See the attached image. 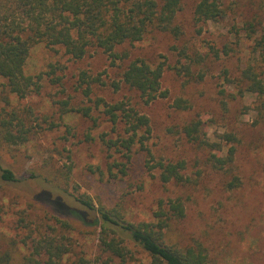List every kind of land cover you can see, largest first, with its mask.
<instances>
[{
  "label": "rangeland",
  "instance_id": "374dc122",
  "mask_svg": "<svg viewBox=\"0 0 264 264\" xmlns=\"http://www.w3.org/2000/svg\"><path fill=\"white\" fill-rule=\"evenodd\" d=\"M195 4V0H180L175 24L183 35L178 40L158 31L148 33L140 42L117 47L116 52L128 58L114 66L100 50L90 49L82 59L73 60L60 47L35 44L24 73L42 75L39 91L18 98L0 87V108L17 112L30 129L25 143L0 144V172L8 169L17 180L6 183L0 179V251L14 244L16 256L11 264H22L28 249L23 241L31 229L52 224L48 214L68 221L74 229L66 233L71 242L61 264H80L81 260L149 264L148 254L132 242L123 244V259L103 254L95 228L84 223L85 219L92 223L98 214L85 210L76 200L79 195L90 198L96 209L113 210L132 223L153 222L159 201L180 198L185 216L169 223V243L179 248L203 245L210 264H264V97L240 96L223 74L226 70L229 79H237L251 57L253 41L246 39L243 28L248 22L259 30L264 28V0H222L226 17L206 24L195 23ZM236 30L239 34L234 38ZM173 46L186 47L189 55L205 58L202 65L192 66V78L178 76L172 69L178 59L171 51ZM211 48L219 52L218 59ZM135 59L152 67L165 62L161 87L168 92L167 98L144 105L136 92L120 83L122 71ZM198 70L205 73L201 81L196 79ZM81 72L101 81L92 85L91 103L79 87ZM97 98L107 103L129 101L149 118L148 155L136 146L127 162L120 152L108 149L103 139H116L123 126L112 130L102 108L92 104ZM178 98L186 102L187 109L174 107ZM84 107H92L89 117L75 112ZM65 109L69 111L64 113ZM194 120L202 122L207 140L221 144L222 151L214 155L225 158L226 151L234 147L232 163L225 169L212 166L208 148L187 140L183 127ZM224 134H231L235 141L221 138ZM146 159L151 165L183 161L186 181L162 184L160 170H149ZM113 163H123L124 174L119 168L109 169ZM234 178L239 184L231 188ZM42 193L60 204L46 202L45 196H39ZM38 196L40 200L35 199ZM71 210L80 213L79 217L70 214Z\"/></svg>",
  "mask_w": 264,
  "mask_h": 264
},
{
  "label": "trees",
  "instance_id": "16d2710c",
  "mask_svg": "<svg viewBox=\"0 0 264 264\" xmlns=\"http://www.w3.org/2000/svg\"><path fill=\"white\" fill-rule=\"evenodd\" d=\"M194 21L196 24L218 23L226 17L222 0H195ZM180 10V0H0V87H5L10 94L25 98L32 92H38L42 75L27 76L24 66L32 46L44 43L47 48L60 47L73 60L82 59L90 49L100 50L107 54L110 66L116 61H124L128 55H120L117 47L128 43L140 42L153 31L170 35L178 40L183 31L175 24V18ZM246 39L253 41L252 55L241 69L237 79H229L224 71L225 81L234 84L240 96L264 97V28L259 30L251 22L245 23ZM201 29H198V33ZM238 30L233 33L238 36ZM177 56V64L172 69L178 76L192 78V66H200L205 58L196 54L189 55L186 47L171 48ZM213 57L218 59L219 52L211 48ZM226 52V51H225ZM166 69L165 62L154 67L141 59L130 61L121 73L120 83L137 93L144 105H149L157 99H165L168 92L161 87V78ZM205 73L197 71L196 79L201 81ZM79 87L83 95L91 103L92 85L101 83L99 77H93L86 72L79 75ZM119 83L114 84L115 90ZM66 103H63L65 105ZM94 108H102V113L112 125V130L123 126V133L116 139H103L108 149L120 152L127 162L131 159L134 147L149 154L146 142L150 136L149 118L135 109L129 101L121 100L107 103L101 98L92 101ZM174 107L185 110L186 102L180 98L174 101ZM66 106V105H65ZM264 107L263 104H261ZM259 111L260 107H256ZM64 113L69 110L65 109ZM92 107L76 110L82 116L89 117ZM183 133L190 143L210 150L212 166L223 170L232 163L234 147L226 151L225 158L214 155L222 151L218 142H210L205 134L200 120L191 121L183 127ZM30 129L26 128L17 112L0 108V144L16 146L28 140ZM221 138L232 143L235 138L224 134ZM149 170L158 168L159 180L162 184L184 183L185 163L159 161L151 165L146 159ZM119 168L124 174L123 163H113L109 169ZM0 179L6 183H15L13 173L2 169ZM239 184L233 179L231 188ZM47 201L59 205V200L51 199L42 193ZM35 197V199H39ZM40 200V199H39ZM77 202L87 211H95L98 217L92 222L84 223L93 226L96 231L100 251L107 255L123 259L125 242H132L149 256V264H210L206 248L196 243L192 246L179 248L167 240L169 223L185 216V206L180 198L159 201L158 210L154 213L153 222L132 223L122 219L113 210L95 208L90 198L79 195ZM74 217H79L77 211H70ZM49 215L47 226L37 225L29 231L24 239L27 253L22 256V264H61L64 256L69 253L71 240L66 233L74 230L68 221ZM84 220V219H83ZM20 222H24L20 220ZM36 234V236H32ZM67 236V237H66ZM30 245L28 246V242ZM14 244L8 250L0 251V264H11L15 259ZM108 261V260H107ZM80 264H88L83 260ZM107 264V263H106Z\"/></svg>",
  "mask_w": 264,
  "mask_h": 264
}]
</instances>
